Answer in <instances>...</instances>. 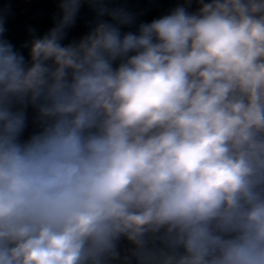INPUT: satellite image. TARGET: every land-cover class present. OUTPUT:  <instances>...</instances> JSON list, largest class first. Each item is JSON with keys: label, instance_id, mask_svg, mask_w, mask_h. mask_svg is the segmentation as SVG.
Returning a JSON list of instances; mask_svg holds the SVG:
<instances>
[{"label": "clouds", "instance_id": "obj_1", "mask_svg": "<svg viewBox=\"0 0 264 264\" xmlns=\"http://www.w3.org/2000/svg\"><path fill=\"white\" fill-rule=\"evenodd\" d=\"M88 2L117 23L64 45L82 0H61L30 61L0 38V264H110L122 238L125 264H264V0L138 34Z\"/></svg>", "mask_w": 264, "mask_h": 264}, {"label": "crops", "instance_id": "obj_2", "mask_svg": "<svg viewBox=\"0 0 264 264\" xmlns=\"http://www.w3.org/2000/svg\"><path fill=\"white\" fill-rule=\"evenodd\" d=\"M60 2L61 0H0V17L5 20L6 29L0 38L10 42L16 51L25 56L26 61H30V41L34 37L43 36L55 26L62 16ZM104 3L109 9H123L132 17L131 23L118 25L121 34L137 33L142 23H151L168 15L178 6L185 7L190 13L198 11L200 7L197 0H104ZM78 13L81 16L75 18L74 23L66 29L65 38L62 40L64 45L76 43L86 36L95 27L98 19L117 23L107 15L98 17L95 6L88 0H82ZM29 29L35 31L30 32ZM25 44H29V47H23ZM37 117V110L29 105L27 127L22 135L25 139L40 130ZM126 244L129 248L120 253V259L117 261L131 256L134 246L126 239H121L118 249H122ZM130 264H136L135 259H131Z\"/></svg>", "mask_w": 264, "mask_h": 264}, {"label": "built area", "instance_id": "obj_3", "mask_svg": "<svg viewBox=\"0 0 264 264\" xmlns=\"http://www.w3.org/2000/svg\"><path fill=\"white\" fill-rule=\"evenodd\" d=\"M80 16H81V14H80V13H77L76 18H78V17H80ZM138 31H139V29L137 30V34H138ZM21 139L26 140L24 136H22ZM128 248H129V245L126 244V245L123 246L122 249H118V251H119V253H120L122 250H127ZM110 264H125V261H124V259H123V260H120V261L113 260V261L110 262Z\"/></svg>", "mask_w": 264, "mask_h": 264}, {"label": "trees", "instance_id": "obj_4", "mask_svg": "<svg viewBox=\"0 0 264 264\" xmlns=\"http://www.w3.org/2000/svg\"><path fill=\"white\" fill-rule=\"evenodd\" d=\"M125 251H127V250H122L121 252H125ZM121 252H120V253H121ZM121 260H123V259H121Z\"/></svg>", "mask_w": 264, "mask_h": 264}]
</instances>
